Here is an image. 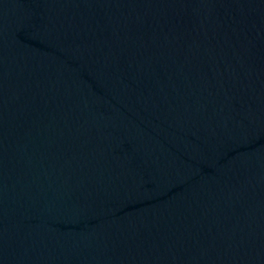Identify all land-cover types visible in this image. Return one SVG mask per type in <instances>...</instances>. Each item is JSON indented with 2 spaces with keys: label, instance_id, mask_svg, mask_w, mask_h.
<instances>
[{
  "label": "water",
  "instance_id": "obj_1",
  "mask_svg": "<svg viewBox=\"0 0 264 264\" xmlns=\"http://www.w3.org/2000/svg\"><path fill=\"white\" fill-rule=\"evenodd\" d=\"M0 264H264V0H0Z\"/></svg>",
  "mask_w": 264,
  "mask_h": 264
}]
</instances>
